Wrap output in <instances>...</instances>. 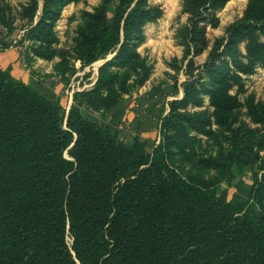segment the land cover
I'll use <instances>...</instances> for the list:
<instances>
[{
	"label": "trees",
	"instance_id": "16d2710c",
	"mask_svg": "<svg viewBox=\"0 0 264 264\" xmlns=\"http://www.w3.org/2000/svg\"><path fill=\"white\" fill-rule=\"evenodd\" d=\"M71 1L77 0H45L30 27L41 42L39 56L53 55L44 41H52L54 24ZM114 1H104L99 25L83 34L79 59L85 66L117 53L100 66L92 88L74 92L68 111L0 67V264H264V178L254 177L245 197H230L221 180L187 177L174 168L165 139L149 152L143 140H123L83 111L120 105L129 72L146 68L136 61L141 26L162 14L147 0H119L110 23L107 6ZM193 25L191 39L200 51L205 29ZM256 30L264 33V0H251L244 20L233 26L226 47L234 60L237 36ZM247 48L250 60L264 57L263 43L250 40ZM115 65L122 70L110 71ZM206 66L211 104L224 112L240 107L222 71L228 62L217 65L212 56ZM190 98L198 102L186 83L182 102ZM249 108L264 122V106L252 102ZM244 150L232 154L222 172H231L247 156Z\"/></svg>",
	"mask_w": 264,
	"mask_h": 264
},
{
	"label": "rangeland",
	"instance_id": "374dc122",
	"mask_svg": "<svg viewBox=\"0 0 264 264\" xmlns=\"http://www.w3.org/2000/svg\"><path fill=\"white\" fill-rule=\"evenodd\" d=\"M104 1L66 4L52 29L54 38L50 43L44 41L45 48L53 52L46 58L37 54L41 42L30 30L40 19L45 0H0V67L56 97L68 111L74 92L92 88L100 66L117 53L110 52L85 66L79 59V42L86 31L99 25L97 11ZM118 2L107 6L110 23L115 20ZM250 2L228 0L212 7L210 0H147L150 6L161 8L162 14L141 26L136 61H144L146 68L137 72L134 67L129 72L117 108L93 112L84 106L83 111L112 126L123 140H143L149 152L165 139L170 164L184 176L221 180L230 197H245L254 177L264 178V122H257L249 108L252 102L264 106V57L250 60L247 48L250 40L264 44V33L256 30L251 36H237L233 43L237 60L226 44L233 26L244 20ZM193 24L205 29L207 44L200 51L201 44L191 39ZM212 56L217 65L228 62L222 71L231 78L229 92L241 101L233 111H218L211 104V74L206 63ZM119 67L110 71L122 70ZM186 83H192L198 102L193 98L182 102ZM124 110L119 117L118 112ZM240 148L247 156L237 160L231 172H222L224 163Z\"/></svg>",
	"mask_w": 264,
	"mask_h": 264
},
{
	"label": "bare ground",
	"instance_id": "6f19581e",
	"mask_svg": "<svg viewBox=\"0 0 264 264\" xmlns=\"http://www.w3.org/2000/svg\"><path fill=\"white\" fill-rule=\"evenodd\" d=\"M100 63V61L99 62H97V64H99Z\"/></svg>",
	"mask_w": 264,
	"mask_h": 264
},
{
	"label": "crops",
	"instance_id": "0c3cea01",
	"mask_svg": "<svg viewBox=\"0 0 264 264\" xmlns=\"http://www.w3.org/2000/svg\"><path fill=\"white\" fill-rule=\"evenodd\" d=\"M72 100L70 101V104H71Z\"/></svg>",
	"mask_w": 264,
	"mask_h": 264
},
{
	"label": "water",
	"instance_id": "95a60500",
	"mask_svg": "<svg viewBox=\"0 0 264 264\" xmlns=\"http://www.w3.org/2000/svg\"><path fill=\"white\" fill-rule=\"evenodd\" d=\"M70 106L68 107V110H69Z\"/></svg>",
	"mask_w": 264,
	"mask_h": 264
}]
</instances>
